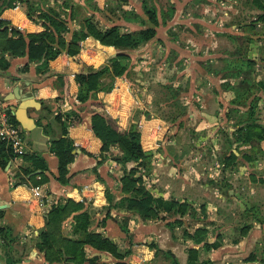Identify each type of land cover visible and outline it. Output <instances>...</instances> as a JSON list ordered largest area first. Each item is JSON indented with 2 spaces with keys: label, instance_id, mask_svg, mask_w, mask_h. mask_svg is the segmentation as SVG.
Returning a JSON list of instances; mask_svg holds the SVG:
<instances>
[{
  "label": "crops",
  "instance_id": "obj_1",
  "mask_svg": "<svg viewBox=\"0 0 264 264\" xmlns=\"http://www.w3.org/2000/svg\"><path fill=\"white\" fill-rule=\"evenodd\" d=\"M37 1L45 6L57 4L64 9V0H50L54 4H50L49 0ZM73 1L75 5L89 6L87 0ZM147 1H153L160 11L167 6L173 9L178 8V5L190 6L195 0H127L126 2L93 0L96 8L91 7L90 10L85 7V10L104 27L120 25L124 31H136L147 26L142 25L140 21L148 19L143 8ZM69 10L66 8V11ZM125 11H134L139 16L127 19L124 16ZM177 15H180V12L174 11L165 24L161 23L156 28L155 37L146 44L137 49L127 50L134 61L124 75L116 78L111 91H99L86 102L78 101V84L73 76L88 70L89 67L99 68L106 64L120 51L114 46L103 45L94 37H88L82 42L80 53L71 56L67 52H62L56 59L50 61L49 68L45 72L39 71L38 63L30 62L28 56L14 57L5 54L8 63L6 67L0 66L1 109L9 112L13 120L22 127L26 143L25 152L39 154L47 165L45 170L36 169L21 183H18L15 175L17 167L25 164L33 169L32 162H25L23 158H14L6 167L0 165V225L10 228L14 238L13 254L18 258L22 257L18 264H75L63 261L49 262L45 258L44 251L36 245L40 230L46 226L51 206L61 198L83 202L82 209L72 213L62 222L63 236L79 238L78 235L73 234L76 225L75 215L87 211L91 214L88 230L100 232L112 239L122 251L129 250L130 253L124 259L127 264H173L163 251H171L182 264H188V249L191 247L200 249V261L211 260L214 264H264L263 221L248 219L247 223L251 224V227L244 235H240L239 226L246 221L243 222L240 218L232 219L227 225L221 224L223 219L220 221V218L224 215L230 216L231 212L230 204H225V193H229V189H225L227 179L224 176L216 178L217 187L213 191L205 178L193 184L185 175H177L170 168L154 167V172L158 173L153 179V188L151 190L148 188L157 197L174 198L180 202L188 201L194 206L202 202L207 204L208 209L216 207L217 209L212 212L219 214L218 228L223 233L228 229L230 232L235 229L237 233L236 235L233 233V237L226 235L218 247L210 250H204V241L197 244L186 239L180 233L179 227L172 229L168 225V219L145 220L138 213L114 206L121 198L128 196L122 190L121 179L126 168L130 170L135 164L129 163L125 168L118 164L110 153L103 159L102 141L92 130V116L96 112L107 114L115 119L122 130H127L132 123L138 127L139 123L146 122L150 117L155 118V113L151 111L148 113L149 107L144 103L151 99V94H154L153 89L146 94L140 90L138 94L136 92L138 88L145 87V78L142 76L146 72L144 69L155 70L161 67L155 58L158 59L162 49L168 51L164 39L169 35L171 20ZM1 18L10 21L25 33L41 32L45 29L42 20H32L26 12V5L19 2L14 8L4 10ZM70 26L72 29L78 27L76 22H71ZM202 46L199 45L200 51L203 50ZM171 47L176 49V52L182 53L181 56L190 53L184 48H179L180 46ZM144 57L151 59L139 62ZM180 57H175L176 61H179ZM195 59L198 61L202 57L198 55ZM192 60L191 67L194 69L198 62L193 58ZM185 65L187 66L185 70L190 69L187 63ZM167 67H170V64ZM136 70L138 72L135 78L132 74ZM202 73L204 75V71L197 72L199 75ZM161 74L157 73L159 78ZM62 75L70 76L72 81L69 87L63 86ZM142 95L146 96V101L142 100ZM63 96L68 99L67 108L61 107L57 101L58 97ZM69 111L78 113L81 118L80 122L68 127L69 138L74 141V145L75 142H79L81 146L73 151L75 156L68 167L69 182L62 184L57 178L59 158L53 151L52 144L54 140L63 136L62 123L57 115ZM155 119L149 120L151 121L149 125L158 124L159 121ZM142 132L140 130V133ZM164 132L165 130H161L159 135H163ZM144 134L145 137L141 142L145 150L144 140L148 145L153 146V141L149 137V126L144 129ZM113 152L117 154L118 150L115 148ZM165 163L167 162H163ZM170 163L169 161L168 164ZM33 175L34 179L31 180L30 177ZM33 187H40L43 190L41 200H32ZM252 206H255L254 203L247 207ZM122 226H126L127 231H124ZM215 239L210 236L209 243L214 242ZM3 242L0 236V264H7ZM85 252L88 258L98 256L97 264H114L118 261L112 253L91 246H85ZM251 256H254V259L248 260Z\"/></svg>",
  "mask_w": 264,
  "mask_h": 264
},
{
  "label": "rangeland",
  "instance_id": "obj_2",
  "mask_svg": "<svg viewBox=\"0 0 264 264\" xmlns=\"http://www.w3.org/2000/svg\"><path fill=\"white\" fill-rule=\"evenodd\" d=\"M259 2L195 0L190 6L178 5L176 9L167 6L159 11L153 1H147L148 6L157 9L159 25L165 24L174 11L180 15L171 20L169 35L164 39L168 51L162 49L158 59L155 58L159 61L157 64H161L160 69H144L145 87L136 92L140 90L146 94L153 89L151 99L146 101V96L142 95V100L145 99L149 107L148 113H155L161 130H165L159 136V143L155 141L153 146L144 140L145 151L152 155L149 169L143 166L138 173L144 186L153 188V179L158 173L154 172V167L170 168L177 175H185L193 184L205 178L213 191L217 187L216 178L224 176L227 179L225 189H229L228 195L225 193V204H230L231 212L220 221L223 219L221 224L224 225L232 219L246 221L239 226V231L248 219H264V138L252 144L254 146L236 139L251 116L264 128V19L261 17L264 11L258 6ZM50 4L54 3L50 1ZM54 5L63 10L60 5ZM85 7L92 10L89 6L78 8L79 19L85 16ZM172 45L190 53L181 56ZM199 45H203V52ZM198 55L202 59L197 61ZM175 57H180L179 61ZM192 58L198 62L194 69ZM150 59L144 57L137 61ZM246 59L251 60L252 68L239 72L241 66L246 67L240 61ZM132 61L131 58L130 64ZM186 63L190 67L188 70H185ZM169 64L171 68L167 67ZM231 64L233 70L228 69ZM203 71L204 75L197 74ZM137 72L132 76L136 78ZM241 72L239 77L233 76ZM157 73H162L160 78ZM246 85L250 86L247 98ZM232 153L236 159L230 162ZM252 203L255 206L247 215V206ZM193 207V211L185 215H166L169 221L181 220L182 224L177 226L181 234L184 235V230L196 233L198 228H204L208 241L210 236L222 241L226 235H236L235 229L223 233L218 228L219 214L212 212L216 207L208 209L202 202ZM186 239L193 241L189 237Z\"/></svg>",
  "mask_w": 264,
  "mask_h": 264
},
{
  "label": "trees",
  "instance_id": "obj_3",
  "mask_svg": "<svg viewBox=\"0 0 264 264\" xmlns=\"http://www.w3.org/2000/svg\"><path fill=\"white\" fill-rule=\"evenodd\" d=\"M120 1L126 2L127 0ZM18 2L26 5V12L32 20H42L45 27L43 31L25 33L10 21L1 18L4 10L14 8ZM73 2V0H65L64 9L61 6L63 10H59L52 5L40 4V1L37 0H0V66L6 67L8 63L5 54L14 57L28 56L30 62L38 63L39 71L45 72L49 68L50 61L56 59L62 52H67L71 56L77 55L81 51L82 42L88 37H94L101 44L114 46L120 51L101 67H89L88 70L73 76L74 81L78 84L77 99L80 102H86L99 91L109 92L112 90L116 78L124 75L129 69L131 56L127 50L137 49L155 37L156 28L159 26V18L157 9L148 6L145 2L143 8L148 19L147 21H140L142 25L147 26L136 31H124L120 25L101 26L100 22L95 20L94 16L88 14V12L82 19H79L78 14H76L77 9H83L84 5H75ZM87 3L89 7L96 8L93 0H87ZM258 6L264 11L262 0H260ZM65 8L70 10L65 11ZM124 16L130 19L139 15L134 11H125ZM261 17L264 19V13ZM75 21L78 27L72 29L70 23ZM240 62L241 65L246 64V67L241 66L239 72L252 68L253 63L250 59ZM233 68L234 66L231 64L228 69L233 70ZM242 74L243 72L233 76L239 77ZM61 80L65 87H69L72 81L70 76L67 75H62ZM246 86H248V90L245 92L247 98L250 86ZM57 101L64 108L69 105L68 99L64 96L58 97ZM63 117L64 120H62ZM251 117L245 123L244 131L241 129L236 138L237 141L250 145L260 142L264 138L263 126ZM57 118L62 123L63 136L53 141L52 148L59 158V176L57 178L62 184H67L69 182L68 167L74 159L73 151L76 149L74 141L69 138L68 127L80 122L81 118L74 111L58 114ZM92 130L102 141L101 155L104 157L103 159L110 153L112 158L125 168L129 163L135 164L130 170L126 168L121 179L122 190L128 196H124L117 201L114 204L115 207L138 213L145 220L167 219L166 215L170 217L178 214L185 215L189 211H193V204L187 201L180 202L174 198L165 199L154 196L142 183V177L138 175L139 170L151 163L152 155L144 150L141 133L135 123H132L127 130H122L115 119L107 114L96 112L92 116ZM115 148L118 150L117 154L113 152ZM14 158L15 154L11 146L0 140V165L6 167L8 162ZM22 158L25 162H32L34 168L32 169L31 166L25 164L18 166L15 174L18 183L24 182L27 176L36 169L45 170L47 167L44 158L37 153H24ZM235 159V154L232 153L228 161L233 162ZM149 167L147 168L149 169ZM30 178L33 180L34 175ZM82 208L83 202H76L70 198H61L57 203H53L48 213L46 226L40 230L36 239V245L44 251L46 260L49 262L97 264L98 256L86 257L85 246H91L112 253L118 259L114 264H127L124 259L130 253L129 250L122 251L112 239L105 237L100 232L88 230L91 223V214L87 211L75 215L76 225L73 234L78 235L79 238L72 239L63 236L62 222L72 213ZM253 208L254 206L247 209V215L250 214L249 210ZM255 219L264 222V219ZM181 224L182 222L179 219L168 221V225L172 229ZM250 227L251 224L248 223L242 226L239 232L240 235L246 234ZM122 229L127 231L126 226H122ZM205 232L204 228H198L196 233L184 230L183 236L193 239L197 244L204 241V250L216 248L221 244L219 238L209 243ZM0 236L4 240L2 246L6 250L7 264H18L22 257L18 258L13 254L12 243L14 238H12L10 228L0 225ZM163 253L173 264H182L171 251H163ZM188 253V264H214L211 260L200 261V249L191 247L188 249ZM253 259L254 256L248 258V260Z\"/></svg>",
  "mask_w": 264,
  "mask_h": 264
},
{
  "label": "built area",
  "instance_id": "obj_4",
  "mask_svg": "<svg viewBox=\"0 0 264 264\" xmlns=\"http://www.w3.org/2000/svg\"><path fill=\"white\" fill-rule=\"evenodd\" d=\"M154 117H150L146 122L139 123L138 129L142 130L141 133V141L145 137L144 129L146 130L149 126V137L151 140H153V143L156 141L159 143V132L161 131V125L160 122L158 124H150L151 121H154ZM149 120H151L149 122ZM157 120V118L155 119ZM148 123V124H146ZM157 138V139H156ZM0 140L6 142L9 146H11L16 159L22 158V155L26 153V143L24 140V133L22 130V127L20 124L15 122L13 120L12 115L1 109V103H0ZM76 147H80L81 143L75 142ZM150 149V148H148ZM87 187V186H86ZM43 190L40 187H33L32 188V200H41L43 197ZM31 200V201H32Z\"/></svg>",
  "mask_w": 264,
  "mask_h": 264
}]
</instances>
